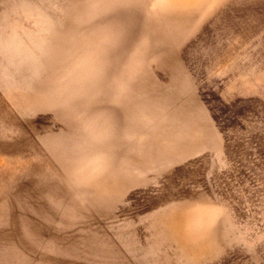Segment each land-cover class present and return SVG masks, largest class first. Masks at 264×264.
Wrapping results in <instances>:
<instances>
[{"label":"rangeland","instance_id":"rangeland-1","mask_svg":"<svg viewBox=\"0 0 264 264\" xmlns=\"http://www.w3.org/2000/svg\"><path fill=\"white\" fill-rule=\"evenodd\" d=\"M0 264H264V0H0Z\"/></svg>","mask_w":264,"mask_h":264}]
</instances>
